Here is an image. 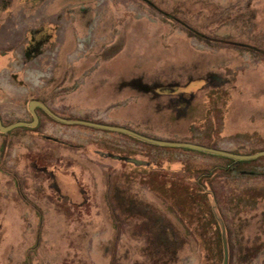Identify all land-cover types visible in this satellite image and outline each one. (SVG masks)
<instances>
[{"label": "rangeland", "instance_id": "rangeland-1", "mask_svg": "<svg viewBox=\"0 0 264 264\" xmlns=\"http://www.w3.org/2000/svg\"><path fill=\"white\" fill-rule=\"evenodd\" d=\"M38 27L52 42L28 61ZM0 60L3 126L30 122L33 99L68 120L264 151V0H0ZM36 114L0 132V264H216L212 228L177 211L162 177L210 193L227 264H264V157L229 170Z\"/></svg>", "mask_w": 264, "mask_h": 264}, {"label": "trees", "instance_id": "trees-1", "mask_svg": "<svg viewBox=\"0 0 264 264\" xmlns=\"http://www.w3.org/2000/svg\"><path fill=\"white\" fill-rule=\"evenodd\" d=\"M37 110L41 111L40 109H37ZM214 148L216 147L214 146ZM181 150L193 151V152H197L201 154H207V153L185 149V148H181ZM128 158H131V157H123V158L121 157L122 160H125ZM228 160L230 161L231 164H229V166L227 165V169L233 170L235 166L243 164V163H248L252 161L253 159L245 160V161H235L232 159H228ZM136 166L147 167L148 163L144 161V162H141V164L136 165ZM159 181L161 184L160 189H162L163 192L168 193L169 191H171L172 193L171 196L175 203L176 209L182 216L187 217L188 219L189 218L194 219L196 222L197 221L199 222L202 219H205V222H202L199 224L200 226H202L201 228L203 230L207 228L209 231L212 228V233L214 234V236H212L209 239L204 238L205 240L203 239L202 241H203L204 248L206 250V258L215 259L214 261L216 262V264H220L222 261V248H221L222 243H221V235H220V230H219L220 224L215 216L214 210H212L213 205L216 206V203L213 198H212V201L209 200V196H211L210 193L206 189H203L201 187L200 188L198 187L197 188L198 190H195L189 187L187 184H185L182 179L181 181L178 182L177 180H170L169 178L162 177L161 179H159ZM212 243L215 244L216 249H215V252L212 255L210 254L209 256V253H210L209 245H211ZM228 261L230 262V260Z\"/></svg>", "mask_w": 264, "mask_h": 264}, {"label": "water", "instance_id": "water-1", "mask_svg": "<svg viewBox=\"0 0 264 264\" xmlns=\"http://www.w3.org/2000/svg\"><path fill=\"white\" fill-rule=\"evenodd\" d=\"M38 108L41 111H43L47 116H49L52 120L62 123V124H80L92 128H96L99 130L104 131H110V132H116L120 134L127 135L131 138H134L138 141H141L143 143H147L150 145L160 146V147H172V148H185L190 149L194 151H199L215 156H220L228 159H232L235 161H245V160H252L257 157H264V151L256 152L254 154H236L225 150H220L216 148H209L206 146L189 143V142H168L163 140H158L154 138L147 137L145 135H142L138 132H135L131 129L119 127V126H113V125H106V124H100V123H94V122H88V121H82V120H68L61 118L60 116H57L54 114L45 104L38 100H30L27 103V109L29 113L31 114L32 120L30 122H23L18 121L14 122L10 125L3 126L0 121V132H8L11 129L17 128V127H30L33 128L38 122V116L36 114L35 109ZM126 162H130L134 165H139L141 162L132 160V159H125ZM221 243H222V262L221 264H227L228 254H227V248H226V241L224 237L223 231L221 232Z\"/></svg>", "mask_w": 264, "mask_h": 264}, {"label": "flooded vegetation", "instance_id": "flooded-vegetation-1", "mask_svg": "<svg viewBox=\"0 0 264 264\" xmlns=\"http://www.w3.org/2000/svg\"><path fill=\"white\" fill-rule=\"evenodd\" d=\"M41 27L38 28H31L27 30L28 34V41L26 42L25 46L22 49V55L28 60L32 61L38 56L43 55L44 51L43 47H48L49 44L52 42L53 34L50 31L42 32ZM38 108L35 109V111Z\"/></svg>", "mask_w": 264, "mask_h": 264}, {"label": "crops", "instance_id": "crops-1", "mask_svg": "<svg viewBox=\"0 0 264 264\" xmlns=\"http://www.w3.org/2000/svg\"><path fill=\"white\" fill-rule=\"evenodd\" d=\"M1 61V60H0ZM1 66V65H0ZM193 141H191V142H189V143H192ZM195 142V141H194ZM194 144H198V143H194ZM198 145H202V146H206V147H208L206 144H202V143H200V144H198ZM216 149H218V148H216ZM220 150H222V149H220ZM226 151V150H225Z\"/></svg>", "mask_w": 264, "mask_h": 264}]
</instances>
